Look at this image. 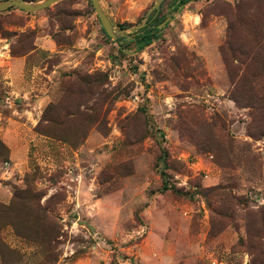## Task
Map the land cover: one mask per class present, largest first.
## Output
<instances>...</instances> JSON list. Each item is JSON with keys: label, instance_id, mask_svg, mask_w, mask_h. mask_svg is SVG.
Instances as JSON below:
<instances>
[{"label": "rangeland", "instance_id": "1", "mask_svg": "<svg viewBox=\"0 0 264 264\" xmlns=\"http://www.w3.org/2000/svg\"><path fill=\"white\" fill-rule=\"evenodd\" d=\"M155 1L0 11V264H263L264 0Z\"/></svg>", "mask_w": 264, "mask_h": 264}, {"label": "water", "instance_id": "2", "mask_svg": "<svg viewBox=\"0 0 264 264\" xmlns=\"http://www.w3.org/2000/svg\"><path fill=\"white\" fill-rule=\"evenodd\" d=\"M62 1V0H44L40 3H31V2H26L23 0H3L0 2V11H4L8 8L15 7L21 11L25 12H35L38 10H43L48 8L49 6L56 4L57 2ZM164 0H156L153 7L146 13V18L145 20L140 24L134 27L135 30H138L142 28L147 21V18L153 13V12H158L160 8V4ZM91 6L100 22V25L104 31V33L111 39H116L118 37H121L124 35L125 30H119L116 31L112 28V25L110 21L107 19V17L104 15L103 11L101 10L98 0H90ZM160 27V26H159Z\"/></svg>", "mask_w": 264, "mask_h": 264}, {"label": "trees", "instance_id": "3", "mask_svg": "<svg viewBox=\"0 0 264 264\" xmlns=\"http://www.w3.org/2000/svg\"><path fill=\"white\" fill-rule=\"evenodd\" d=\"M188 1H198V0H179L178 1V5L179 6L183 5V4L187 3ZM176 7H178V6H176ZM156 17H157V14L155 12L153 14H151V16L149 18V23L151 25L155 23L154 20L156 19ZM156 33H158V30L156 29V26L154 28H152V29L144 28V29L140 30V33H139L140 36H137V39H139L141 44H143L144 46H146V45L148 46L150 44L151 39H155L156 38L155 37ZM20 198L21 197L19 196V197H17L16 200H19ZM8 209L11 210L12 206H9ZM263 264H264V261H263Z\"/></svg>", "mask_w": 264, "mask_h": 264}]
</instances>
